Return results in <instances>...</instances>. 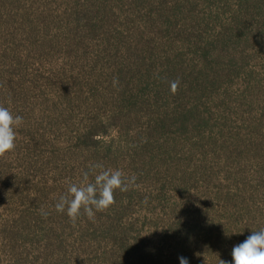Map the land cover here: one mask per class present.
<instances>
[{
    "label": "rangeland",
    "instance_id": "374dc122",
    "mask_svg": "<svg viewBox=\"0 0 264 264\" xmlns=\"http://www.w3.org/2000/svg\"><path fill=\"white\" fill-rule=\"evenodd\" d=\"M0 103V264H232L264 228V0H0ZM97 163L135 184L73 223Z\"/></svg>",
    "mask_w": 264,
    "mask_h": 264
},
{
    "label": "clouds",
    "instance_id": "9594fccd",
    "mask_svg": "<svg viewBox=\"0 0 264 264\" xmlns=\"http://www.w3.org/2000/svg\"><path fill=\"white\" fill-rule=\"evenodd\" d=\"M179 86V79L169 81L172 94H176ZM22 124V116L14 114L9 107L0 103V157L15 150L17 129ZM135 181V176H128L119 168H105L99 163L90 165L79 181L67 184L66 191L58 197L54 209L58 213H65L73 223L81 216L93 220L97 212H104L115 203L114 194L117 190L127 192ZM41 214L47 215L43 209ZM231 255L232 264H264V228L252 231L242 243L233 247ZM179 259L180 264H189L186 257L181 256ZM220 264L229 262L220 259Z\"/></svg>",
    "mask_w": 264,
    "mask_h": 264
}]
</instances>
